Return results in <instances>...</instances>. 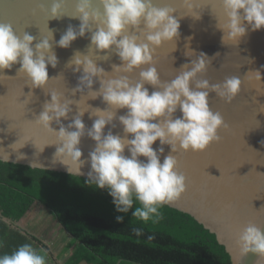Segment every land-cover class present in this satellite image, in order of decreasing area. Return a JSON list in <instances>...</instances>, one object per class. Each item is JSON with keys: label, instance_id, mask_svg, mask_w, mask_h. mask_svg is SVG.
Returning a JSON list of instances; mask_svg holds the SVG:
<instances>
[{"label": "clouds", "instance_id": "1", "mask_svg": "<svg viewBox=\"0 0 264 264\" xmlns=\"http://www.w3.org/2000/svg\"><path fill=\"white\" fill-rule=\"evenodd\" d=\"M99 3L103 6L102 13L92 7L93 0H77L78 15L72 17L81 21L79 30L69 25L55 43L67 48L78 36L91 32L89 49L115 52L122 63L113 65L112 71L120 74L107 76L109 72L98 66L96 60L76 52L68 66L74 64V72L82 69L77 86L71 89L73 96L81 93L80 99H71L55 90L45 91L50 80L48 66L55 68L58 63L50 43L54 39L53 33L49 31L50 38L40 39L33 46L36 37L25 31L18 35L12 24L4 22H0V74L19 63L17 72L26 74L30 87L42 88L50 94V100L43 102L42 110L34 121L56 135L53 163L66 166L70 175H81L83 166L89 164L87 181L97 188L107 189L117 212L127 214L132 210L133 217L157 223L162 218L159 209L175 201L187 187V178L178 170V159L173 153L204 150L221 139L218 130L227 124L219 112L211 109L209 93L215 92L231 102L240 93L242 81L238 76L227 77L215 84L207 79H196L211 62L204 53L190 64L182 65L180 69L183 70L178 71L173 79L161 80L153 63L154 52L164 42L175 41L180 34L179 20L171 15L175 10L157 7L153 0H99ZM223 7L226 20L223 26L217 25L224 32L223 42L227 36L238 43L246 35L245 24L253 30L264 26V0H223ZM60 9L61 0H52L51 18L62 16ZM102 58L107 60L109 56ZM144 65L147 67H142ZM136 69H140L139 78L133 80L127 73ZM94 78L99 79L98 90H93ZM145 85H151L153 90L150 92ZM85 88L88 89L86 95ZM28 93L34 97L33 92ZM31 97H26L27 104L33 101ZM84 97H87V108L81 107ZM98 97H102L106 108L87 103L89 99ZM73 104L76 112L65 125L61 118L69 120ZM119 109L127 111L117 116ZM178 110L180 116L175 115ZM86 112L90 119L95 117L90 128H86L83 121ZM117 119L122 126V134L113 132ZM53 121L59 125V130L51 126ZM85 135L95 141V145L82 159L79 145ZM157 140L159 146L154 148ZM15 143L8 147L17 153L14 162H18L25 158L19 152L24 145L17 149L13 147ZM165 145L170 148L167 155L164 154ZM0 149L5 148L0 146ZM3 158L8 162L10 153L6 151ZM134 201L140 206L133 210ZM115 219L122 223L124 216L118 215ZM132 232L139 237L143 229L133 228ZM148 239L154 237L150 235ZM238 243L246 253L251 251L264 255V226L248 223L240 230ZM0 264H46V261L41 252L25 243L10 254L0 255Z\"/></svg>", "mask_w": 264, "mask_h": 264}, {"label": "water", "instance_id": "2", "mask_svg": "<svg viewBox=\"0 0 264 264\" xmlns=\"http://www.w3.org/2000/svg\"><path fill=\"white\" fill-rule=\"evenodd\" d=\"M76 3L77 0H61L62 16L51 18L52 0H0V22L12 24L18 35L25 31L36 37L33 46L40 39L50 38L51 31L54 39L50 43L58 63L55 68L48 66L50 80L45 91L55 90L79 100L81 93L77 92L73 96L71 89L77 86L82 69L74 72L75 65L68 66L76 52L96 60L98 66L109 72L107 76L120 74L112 71V66L120 65L122 61L115 52L89 49L91 32H86L83 37L78 36L67 48L55 43L69 25L79 30L81 21L72 17L78 15ZM153 3L160 8L174 9L171 15L180 23V34L175 41L164 42L155 49L153 63L161 80L173 79L178 71L183 70L180 69L182 65L190 64L204 53L211 62L196 79H207L215 84L227 77L238 76L242 81L240 93L231 102L220 98L215 92L209 93L211 109L223 116L227 127H221L218 130L221 139L212 142L204 150H179L173 153L178 159V170L187 178V187L175 201L166 205L190 214L213 232L219 243L224 245L233 264H264V255L251 251L246 253L238 243L239 232L248 223L264 226V26L253 30L245 24L246 35L238 43L227 36L223 42L224 32L217 27L218 23L223 26L226 20L223 0H153ZM92 7L103 12L99 0H93ZM105 55L109 59L103 60ZM19 67V63L14 64L11 69H4L3 74H0V129H4L0 131V146L5 148L0 149V161L6 162L3 157L8 151L10 163L29 167L33 163L32 168L69 174L66 166L59 162L53 163L57 148L54 145L57 143L55 133L34 121L42 110L43 102L50 100V94H46L42 88H31L26 74L17 72ZM139 71L136 69L127 75L136 80ZM59 75L62 76L56 77ZM94 80L93 90H98L99 79ZM145 86L150 92L153 90L151 85ZM29 91L33 92L34 97ZM87 91L85 88V95ZM26 97H31L33 101L27 104ZM86 99L84 97L81 100L83 108L88 107ZM87 103L101 109L107 107L102 97L89 99ZM71 107L73 112L69 114V120L61 118L65 125L76 112V105ZM126 111L119 109L117 116ZM175 115H181L179 110ZM94 119H90L87 112L84 114L86 128L91 127ZM114 123L117 127L113 132L122 134L118 119ZM51 126L59 130V125L54 121ZM109 127L106 126L105 133ZM14 142L13 147L17 149L24 145L19 152L25 158L18 162H14L17 153L8 147ZM94 145L95 141L87 135L81 138L79 147L83 152L82 159L88 156ZM157 146L159 140L153 144L154 148ZM164 147V154L167 155L170 148L167 145ZM140 159L146 160L145 157ZM89 170L90 165L85 164L81 175H73L88 178ZM3 219L7 221L5 217Z\"/></svg>", "mask_w": 264, "mask_h": 264}, {"label": "trees", "instance_id": "3", "mask_svg": "<svg viewBox=\"0 0 264 264\" xmlns=\"http://www.w3.org/2000/svg\"><path fill=\"white\" fill-rule=\"evenodd\" d=\"M87 180L0 161L1 215L18 222L34 203L46 207L72 236L64 264H233L216 235L190 214L164 204L157 223L144 222L132 210L117 212L107 189ZM138 206L134 201L133 210ZM118 215L124 216L122 223L116 221ZM133 228L143 229V234L137 237ZM34 240L0 219V255L25 243L34 248Z\"/></svg>", "mask_w": 264, "mask_h": 264}, {"label": "crops", "instance_id": "4", "mask_svg": "<svg viewBox=\"0 0 264 264\" xmlns=\"http://www.w3.org/2000/svg\"><path fill=\"white\" fill-rule=\"evenodd\" d=\"M38 203H34L31 207L32 212L30 210L25 214V216L21 219L22 222H13L11 219L5 217L7 221H5L3 218L4 216L1 215L0 210V219L4 221L5 223L11 225L12 228H19L23 233H26L28 235L35 236L37 240L33 241L34 248L41 252L42 255L45 256L46 264H64L65 260L68 258V256L71 254L72 246H70V243L72 242V236L64 229L61 228L58 222H54L56 225L55 227L48 228L45 230V232H48L47 235H49L51 238L49 240H52L50 243L47 242V240L44 238L43 233L39 234L35 228L32 227V222L40 221L42 217L39 218L40 212H46L43 208H41ZM38 206V207H37ZM38 214L36 217L34 216ZM48 216L50 215L49 211L47 212ZM31 214V215H30ZM34 216V219L31 220V217ZM50 217H52L50 215ZM39 218L40 220H37ZM26 219L28 220V223H26ZM62 231L64 234V240H62L61 237H59L60 232ZM60 239L63 241L61 242ZM5 247V244H4ZM65 255V256H64Z\"/></svg>", "mask_w": 264, "mask_h": 264}, {"label": "rangeland", "instance_id": "5", "mask_svg": "<svg viewBox=\"0 0 264 264\" xmlns=\"http://www.w3.org/2000/svg\"><path fill=\"white\" fill-rule=\"evenodd\" d=\"M41 208H43L46 212H40L39 213V218L40 217H42L41 218V220L39 219V218H37V220H40V221H37V222H32V227L33 228H35L36 230H37V232L39 233V234H41V233H43V236H44V238L47 240V242L48 243H50L52 240H49L51 237L49 236V235H47L48 234V232H45V230H47L48 228L50 229V228H52V227H55V220L53 219V217H50V215L48 216V209L46 208V207H44V206H42V205H39ZM38 207V206H37ZM30 212H32V209L30 210ZM31 215V214H30ZM38 214H36L35 213V217L37 216ZM34 216H32L31 217V220H33L34 219ZM20 221V220H19ZM20 222H22V220L20 221ZM26 223H24L25 225L28 223V220L26 219V221H25ZM55 224V225H54ZM52 226V227H51ZM56 227H57V225H56ZM60 232V236L59 237H61L62 238V240H64V236H63V232L60 230L59 231ZM61 239H60V241L61 242H63ZM65 256V255H64ZM80 264H87V263H85V262H82V263H80Z\"/></svg>", "mask_w": 264, "mask_h": 264}]
</instances>
